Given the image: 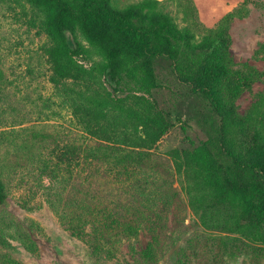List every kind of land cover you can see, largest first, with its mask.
I'll return each mask as SVG.
<instances>
[{"label":"trees","instance_id":"1","mask_svg":"<svg viewBox=\"0 0 264 264\" xmlns=\"http://www.w3.org/2000/svg\"><path fill=\"white\" fill-rule=\"evenodd\" d=\"M25 1L47 38L49 80L81 130L66 131V144L56 145L55 161L44 166L43 189L70 235L101 252L148 225L152 241L134 264H232L263 255L264 91L245 114L237 111L236 91L225 82L236 65L231 16L199 36L157 0L124 7L113 0ZM162 59L219 118L199 145L166 154L155 146L173 122L151 92L160 87L155 65ZM2 81L0 69V97ZM175 175L196 216L188 225L179 216L185 205L172 186ZM6 198L0 177V203Z\"/></svg>","mask_w":264,"mask_h":264},{"label":"rangeland","instance_id":"2","mask_svg":"<svg viewBox=\"0 0 264 264\" xmlns=\"http://www.w3.org/2000/svg\"><path fill=\"white\" fill-rule=\"evenodd\" d=\"M139 1L113 3L124 7ZM157 1L179 26L193 29L199 36L231 16L230 54L236 65L225 82L228 92L236 91L237 111L245 114L264 91V0ZM38 24L25 0H0V177L7 192L0 203V264H134L152 241L148 225L136 237L94 252L62 226L45 194L43 187L49 180L44 166L55 161L54 148L66 144V131L75 136L81 130L60 90L49 80L51 71L44 53L47 38ZM155 75L160 87L152 89V95L173 122L155 151L166 154L199 145L218 126L217 114L204 97L176 77L169 60L156 63ZM59 181L62 184L61 178ZM182 184V177L175 175L172 186L181 191L185 205L179 216L188 225L196 216L186 204ZM172 224L170 212L166 225ZM232 264H264V253L258 258L243 256Z\"/></svg>","mask_w":264,"mask_h":264}]
</instances>
